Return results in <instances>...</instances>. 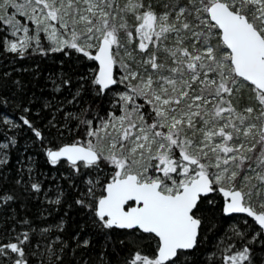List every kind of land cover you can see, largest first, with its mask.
Segmentation results:
<instances>
[{"label": "snow or ice", "instance_id": "1", "mask_svg": "<svg viewBox=\"0 0 264 264\" xmlns=\"http://www.w3.org/2000/svg\"><path fill=\"white\" fill-rule=\"evenodd\" d=\"M0 264H264V0H0Z\"/></svg>", "mask_w": 264, "mask_h": 264}, {"label": "trees", "instance_id": "2", "mask_svg": "<svg viewBox=\"0 0 264 264\" xmlns=\"http://www.w3.org/2000/svg\"><path fill=\"white\" fill-rule=\"evenodd\" d=\"M4 63H5L4 57L0 56V65H3ZM0 70H2V68H0Z\"/></svg>", "mask_w": 264, "mask_h": 264}]
</instances>
